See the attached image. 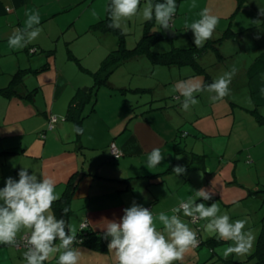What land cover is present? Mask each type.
Wrapping results in <instances>:
<instances>
[{
  "label": "crops",
  "instance_id": "1",
  "mask_svg": "<svg viewBox=\"0 0 264 264\" xmlns=\"http://www.w3.org/2000/svg\"><path fill=\"white\" fill-rule=\"evenodd\" d=\"M1 1L7 11L0 16L10 12L16 13L21 7L33 2ZM46 2L47 0L43 4ZM65 2L53 15L72 8V2ZM55 18L47 16L41 20L40 25L42 23L43 27L44 21H53ZM22 23L23 20H20L19 24ZM11 33L4 32L1 39L8 40ZM31 47H26L28 59L21 62L17 70L21 74H16L8 84L0 83V188L5 186L9 177L18 181V173L23 167L28 169L29 175L34 173L38 178L46 175L54 179L55 190L60 194V198L70 189L69 183L75 182L77 186L69 204L68 223L79 232L80 225L86 222L87 228L102 233L101 224L105 218L119 221L124 214L123 210L131 207L134 202L153 210L154 214L163 211L171 215V209L177 206L180 200H186L189 196L195 198L196 191L205 190L208 179L201 181L202 176L208 175L205 157L202 155L203 161L201 158L191 160L187 158L190 154L196 157L201 154L187 152L186 148L182 153L177 138L181 131L179 127L183 124L176 125L167 108L157 107V111H144L137 108L143 103L137 100V105H134L125 99L118 105L113 102L117 91H110L108 87H99L97 99L93 95L87 100L85 92L94 85H90L88 81L89 78L93 80V73L90 69L82 67L76 54L71 53L67 59L59 62L56 54L48 59V55L54 52H40L44 57L41 61L37 59V55H33L35 53L29 51ZM32 56L39 62L35 63ZM183 66L188 64L180 67ZM197 67L198 65L196 69ZM196 74L189 71L185 80ZM12 80L15 81L14 84ZM120 88L125 89L124 94L134 90L132 86ZM104 89L108 91L107 96L103 95V98L100 92ZM113 104L116 106L112 107ZM129 106H132V112H128ZM121 110L124 114L118 116ZM72 113L74 118L69 117ZM79 115H83L80 120ZM73 126L83 128V135L75 133ZM112 143H116L120 148V157H114L112 154ZM153 148H159L164 159L157 167L149 170L145 164ZM182 154L186 156L185 159ZM177 165L184 167L186 172L179 176L173 173L172 170ZM239 188L241 189H237L236 195L211 194V200L204 201L199 198L197 203H205L208 206L217 203L221 208L235 204L228 211L233 219L244 218L243 215L256 211V207L251 206L253 203H258L263 208L264 193H255L246 185H240ZM244 189L248 191V195L246 192H238ZM259 189H264V186ZM245 200L247 205H244ZM54 205L55 202L52 204V210L57 216ZM241 208L244 210L240 211ZM179 215L186 223L195 226L197 224L199 231L204 232L203 225L206 221L201 225L202 220L192 222L191 218L184 217L183 213ZM260 215V232L257 231V223L245 226V230L255 228V233L250 253L242 255L249 261L255 259L256 264L258 259L250 257L258 246L264 218V214ZM204 234L205 236L201 233L203 239L208 236L215 237L206 232ZM211 238L204 241L210 247L208 253L198 255L188 264H210L215 256L221 257V250L214 248L215 245L210 242ZM74 248L81 252L80 264H115L113 253L108 249L102 251L82 243L76 244ZM21 251L24 253L25 250L16 246L0 245V264H26ZM230 258L236 260L237 256L233 254ZM219 260L222 262L223 259ZM52 261L49 258L45 264L57 263V259Z\"/></svg>",
  "mask_w": 264,
  "mask_h": 264
},
{
  "label": "rangeland",
  "instance_id": "2",
  "mask_svg": "<svg viewBox=\"0 0 264 264\" xmlns=\"http://www.w3.org/2000/svg\"><path fill=\"white\" fill-rule=\"evenodd\" d=\"M45 1L33 0L16 13L10 12L0 16V83L8 84L16 74H21L17 70L20 63L28 59L26 47L29 45L33 46L29 51L35 53L33 55H37V59L41 61L44 57L40 52H54L48 55V59L56 54L59 62L67 59L71 53L76 54L82 67L90 69L93 73V80L88 79L90 85L95 84L98 78L97 71L105 58L119 47L122 37L120 33L108 27L110 20H105L109 17L107 6L111 0H47L43 4ZM65 1L72 2V8L53 15L66 3ZM175 2L177 8L170 27L176 35L157 38L151 50L166 52L177 48L191 49L195 52L193 53L195 60L198 58L197 64L183 67L160 65L155 64L147 53H142L113 66L114 69L108 75V81L112 82L111 86L107 84L99 87L117 91L113 102L118 105L125 100L137 105L138 100L143 105L137 108L144 111H157V107L167 108L173 122L176 125L183 124L179 127L181 131L177 138L182 153L186 148L187 152L193 151L205 157L208 175L202 176V180L199 177L198 179L202 182L208 179L205 190L207 189L210 194L236 195L237 189H241L240 185L257 191L264 186V104L260 106L255 100V97L262 96L261 89H264V16L259 14L260 9L264 8V0H175ZM146 3L147 0H141V12ZM205 8L217 16L219 21L212 38L206 41L203 47L198 48L194 43L193 32L188 30L186 25L199 19V13ZM26 9L37 10L40 20L47 16L56 18L53 21H44L43 27L42 23L38 26L41 28L40 35L32 43L22 49H12L8 46V40L1 38L4 32H13L15 28L23 27ZM153 19L154 21L149 24L151 20H143L142 15L138 13L126 21L127 33L122 34L124 46L135 48L146 34L147 25L151 26L148 29L150 33L163 30L156 24L155 18ZM20 20H23L22 24H19ZM32 59L36 63L37 59L33 56ZM232 66L236 67L237 72L229 86L228 96L212 102L207 92L197 93L195 97L198 103L189 111H182L183 97L174 91L177 81L185 80L188 72L192 71L197 74L190 79L208 84L223 72L229 71ZM121 86L126 88L132 86L134 90L124 94L126 91L120 88ZM107 91L102 90L100 96L106 97ZM97 97L96 93L95 99ZM114 106L116 105L113 104L112 107ZM128 112H132V106H129ZM123 114L124 111L121 110L118 116ZM182 155L185 159L186 156ZM187 158L195 160L196 156L190 154ZM238 192H246L248 195L246 189ZM247 204L245 200L244 205ZM234 206L235 204L219 207V214H228L231 218L228 211ZM251 206L256 207V211L243 215L246 219H241L247 220V226H250V223H257V231L260 232L259 222L262 216L260 214H264V206L262 208L258 203ZM242 210L244 208L240 209ZM237 219L239 218H231L232 221ZM189 226L197 233L199 245L185 255L187 259L183 260V264H188L198 255H205L210 248L204 241L211 237L203 239L201 233L204 236L205 234L199 231L197 224ZM254 229L250 228L252 233H255ZM214 244V248L218 247L222 254L221 257L215 256L210 264H220L219 258L225 259L224 251L231 242L219 240ZM21 254L23 256V251ZM236 256L237 261L244 262L241 264H256L255 259L249 261L242 255ZM50 259L54 262L56 257Z\"/></svg>",
  "mask_w": 264,
  "mask_h": 264
},
{
  "label": "clouds",
  "instance_id": "3",
  "mask_svg": "<svg viewBox=\"0 0 264 264\" xmlns=\"http://www.w3.org/2000/svg\"><path fill=\"white\" fill-rule=\"evenodd\" d=\"M140 2L111 0L107 6L110 20L108 27L119 29L125 34L126 21L140 13L143 20L155 18L157 25L171 29L177 8L175 0L157 3L147 0L142 12ZM259 14L264 16V8L260 9ZM25 16L23 27L15 28L8 38V46L12 49H22L40 35L39 12L26 9ZM218 21L219 18L205 8L199 13V19L186 25L194 34L196 47H203L212 38ZM236 72V67L232 66L208 84L196 79L177 81L174 91L183 97L182 111H189L198 103L195 97L197 93L207 92L212 102L223 100L230 94L229 86ZM261 94L264 95V89H261ZM73 131L83 135L84 129L73 126ZM163 159L161 150L153 148L145 166L151 170ZM172 171L179 176L186 169L177 165ZM18 175V181L9 177L5 186L0 188V245L15 247L22 240L26 248L23 253L26 264H45L50 257H56L57 264H80L81 252L73 247L76 230L63 218L58 219L52 210V204L60 199V194L55 190L56 181L46 175L39 178L34 173L29 175L25 167ZM199 198L208 201L212 196L200 189L195 192V198L189 196L186 200H180L171 209V215L163 211L154 214L153 210L134 202L123 210L119 221L105 218L101 229L103 238L109 241L108 251L114 254L115 264H175L177 261L182 264L185 255L199 245V239L189 224L181 219L180 213L191 218L192 222L206 221L204 232L214 235L218 240L230 241L231 244L224 251L226 259L232 254L250 253L254 236L250 229L245 230L247 220L232 221L228 214H219L217 203L210 206L197 203ZM62 211L66 216L70 208L64 207ZM80 228L83 230L85 225L81 224Z\"/></svg>",
  "mask_w": 264,
  "mask_h": 264
},
{
  "label": "trees",
  "instance_id": "4",
  "mask_svg": "<svg viewBox=\"0 0 264 264\" xmlns=\"http://www.w3.org/2000/svg\"><path fill=\"white\" fill-rule=\"evenodd\" d=\"M152 2L157 3V2H162V0H152ZM6 11H7L6 6L0 0V14L5 13ZM105 20H109V17H107ZM153 21H154V19H152L149 22V24ZM150 27L151 26L147 25L146 34L137 43L135 48H127L126 46H124V40H123L122 33L119 31V29H114L115 32L120 33L122 36L119 47L117 49L113 50L111 52V54H109L105 58L103 65L97 71L98 72V78L96 80V83L93 86L89 87V89H87V91L85 92L87 100L89 98L91 99L93 95H96L99 85L102 86V85L110 84V82H108V77H109L108 75L114 69L113 66H117L120 63H122L123 61L130 59V58H133L138 54L147 53L150 56V58L153 60L154 63L163 64V65H170V66H173V65L179 66L180 65V66H182V65H186V64H197V61L195 60V57L193 54L195 52H193L191 49L177 48V49H174L171 51H166V52L152 51L151 46L154 44V41L157 38L167 37V36L165 35L163 30H161L158 33H150L148 31V29ZM263 71H264V69H263ZM14 80H12L13 84L15 83ZM89 90H90V92H89ZM255 100H256V103L258 105H260V106L263 105L264 104V95L255 97ZM71 111H72V107H71ZM79 116H80V118H79V120H80L83 117V115H79ZM69 117L74 118L75 116L72 113ZM114 157H120V155L119 156L114 155ZM196 158L202 159L203 156L198 155ZM202 161H203V159H202ZM76 186H77V184L75 182L69 183L70 189H68V191L65 192V194L60 199L55 201L54 208H55V211L57 213L58 219L63 218L66 222H68L69 212L65 216L63 214L62 209L64 207H69L70 201L72 199L73 191H74ZM259 192L264 193V189H262V190L259 189V190L255 191V193H259ZM216 240H218V239H216V237H213L210 239V242H212V245L216 242ZM108 242H109L108 240H105L103 238L102 232L91 229L89 227L88 228L85 227L83 230H81V228H80V231L78 232V235L76 236V241L73 244V247L78 243H82V244H85L89 247L96 248V249H99L102 251H106L108 249V247H107ZM23 249L26 251L25 248H23ZM252 257H256L258 259L257 264H264V218H263L262 224H261V233H260L259 240H258V246H257L255 253H253L250 258H252ZM241 262L244 263L243 261H241ZM241 262L234 260L232 258H227V259L225 258L222 260L221 264H241ZM177 263H181V262H179V261L175 262V264H177ZM55 264H57V263H55Z\"/></svg>",
  "mask_w": 264,
  "mask_h": 264
},
{
  "label": "built area",
  "instance_id": "5",
  "mask_svg": "<svg viewBox=\"0 0 264 264\" xmlns=\"http://www.w3.org/2000/svg\"><path fill=\"white\" fill-rule=\"evenodd\" d=\"M111 151H112V153H113L115 156H119V155H121V150H120V148L116 145V143H112V144H111ZM197 221H198V220H197ZM197 221H196V222H197ZM83 224H84L85 227H86L87 223L84 222ZM16 247H18V248H25L24 245H23V241H22V240H19V241H18V244H17ZM25 249H26V248H25Z\"/></svg>",
  "mask_w": 264,
  "mask_h": 264
},
{
  "label": "water",
  "instance_id": "6",
  "mask_svg": "<svg viewBox=\"0 0 264 264\" xmlns=\"http://www.w3.org/2000/svg\"><path fill=\"white\" fill-rule=\"evenodd\" d=\"M163 31L167 37H173L174 35H176L173 29H163Z\"/></svg>",
  "mask_w": 264,
  "mask_h": 264
}]
</instances>
